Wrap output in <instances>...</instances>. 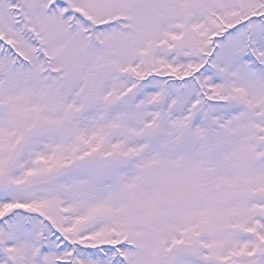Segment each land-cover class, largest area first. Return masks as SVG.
<instances>
[{"label":"snow or ice","instance_id":"6c2138e0","mask_svg":"<svg viewBox=\"0 0 264 264\" xmlns=\"http://www.w3.org/2000/svg\"><path fill=\"white\" fill-rule=\"evenodd\" d=\"M0 264H264V0H0Z\"/></svg>","mask_w":264,"mask_h":264}]
</instances>
